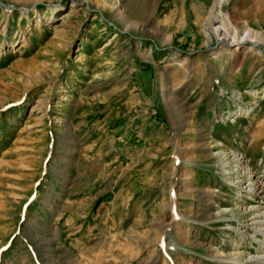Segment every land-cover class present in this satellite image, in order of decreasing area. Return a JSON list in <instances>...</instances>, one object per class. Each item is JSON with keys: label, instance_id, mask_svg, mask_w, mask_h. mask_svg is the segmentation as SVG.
Returning a JSON list of instances; mask_svg holds the SVG:
<instances>
[{"label": "rangeland", "instance_id": "374dc122", "mask_svg": "<svg viewBox=\"0 0 264 264\" xmlns=\"http://www.w3.org/2000/svg\"><path fill=\"white\" fill-rule=\"evenodd\" d=\"M248 30L264 39V0H0V264L258 254L264 40L233 45Z\"/></svg>", "mask_w": 264, "mask_h": 264}, {"label": "bare ground", "instance_id": "6f19581e", "mask_svg": "<svg viewBox=\"0 0 264 264\" xmlns=\"http://www.w3.org/2000/svg\"><path fill=\"white\" fill-rule=\"evenodd\" d=\"M218 3H223V0H217ZM213 23V22H212ZM254 32H252L251 30H248L246 35L242 36L241 38H239L237 40V42L233 45H237V46H240L242 45L244 42H262L264 39L263 37L260 35V34H253ZM229 36V33L227 31H223L221 33V38H219V40H226L227 37ZM243 156H240V154H237L235 156V158L238 160V165L237 167L239 168H245L244 166V161H242V158ZM250 183V182H249ZM253 187V186H251ZM251 190H253L251 188ZM255 192V191H254ZM237 218V217H236ZM231 219V218H230ZM235 220V219H234ZM259 221V220H258ZM257 221V222H258ZM262 221V220H261ZM263 222V221H262ZM227 228H231V227H227ZM246 229V228H245ZM238 230V233L240 236L244 237V236H247V231L241 229L240 227L237 228ZM254 230V229H253ZM249 232V231H248ZM237 233V234H238ZM260 233L264 236V228H261V227H257L255 228V234L254 235H250L252 237H255V239L258 241L259 245L261 246L258 250L260 251L258 254H255V255H249V256H243L242 252L238 251L236 253H233V254H236L235 258H231L232 261H234L235 263H238V264H247V261L249 262H252V264H264V239H260L259 237H257V234ZM252 234V233H251ZM229 258V257H228ZM229 258V259H230Z\"/></svg>", "mask_w": 264, "mask_h": 264}, {"label": "water", "instance_id": "95a60500", "mask_svg": "<svg viewBox=\"0 0 264 264\" xmlns=\"http://www.w3.org/2000/svg\"><path fill=\"white\" fill-rule=\"evenodd\" d=\"M100 12L104 15V13H103L102 11H100ZM106 19H107L111 24H113V25L117 26L118 28H120V27L116 24V22L113 21L112 19L107 18V17H106Z\"/></svg>", "mask_w": 264, "mask_h": 264}]
</instances>
